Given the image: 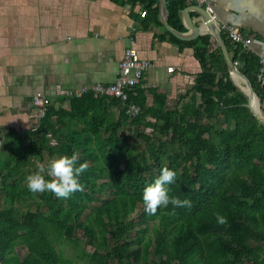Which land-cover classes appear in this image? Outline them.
<instances>
[{
    "label": "trees",
    "instance_id": "trees-1",
    "mask_svg": "<svg viewBox=\"0 0 264 264\" xmlns=\"http://www.w3.org/2000/svg\"><path fill=\"white\" fill-rule=\"evenodd\" d=\"M137 1L157 15L159 0ZM167 3L170 24L184 31L185 0ZM222 35L264 112L260 58ZM171 36L193 45L205 68L182 107L152 113L140 85L124 104L89 90L70 97L69 108L66 98L51 103L29 142L13 132L2 138L0 264H264V123L229 79L214 36ZM133 104L141 107L134 117L126 113ZM74 153L77 166L88 164L79 176L82 192L60 199L28 189L38 163L49 180V163ZM165 167L177 174L170 197L190 204L170 203L151 215L143 193ZM59 244H70L75 258Z\"/></svg>",
    "mask_w": 264,
    "mask_h": 264
},
{
    "label": "crops",
    "instance_id": "crops-1",
    "mask_svg": "<svg viewBox=\"0 0 264 264\" xmlns=\"http://www.w3.org/2000/svg\"><path fill=\"white\" fill-rule=\"evenodd\" d=\"M185 2L199 5L197 0ZM204 4L218 24L234 25L251 39L249 46L240 44L243 51L264 58V0H205ZM147 10L137 0H0L1 141L13 132L29 142V134L41 124L32 100L35 93L42 92L57 104L66 98L63 105L69 108L70 97L63 91L114 83L124 52L131 46L152 62L140 85L146 109L169 112L194 97L192 89L205 71L195 47L175 41L168 33L160 0L157 15L148 10L143 16ZM191 15L195 21L200 19L194 10ZM179 16L184 31L174 28L187 33L180 12ZM204 35H212L205 25L199 36ZM228 50L232 56L234 50ZM228 71L238 89L245 86L236 81V74L233 79L229 66ZM119 111L116 107L117 116Z\"/></svg>",
    "mask_w": 264,
    "mask_h": 264
},
{
    "label": "clouds",
    "instance_id": "clouds-1",
    "mask_svg": "<svg viewBox=\"0 0 264 264\" xmlns=\"http://www.w3.org/2000/svg\"><path fill=\"white\" fill-rule=\"evenodd\" d=\"M258 79L264 82V77H258ZM54 143L55 141H53ZM78 157L79 154L74 153L71 157L64 155L53 159L47 167V175L51 177L49 180H46L42 175L45 172V165L38 163V171L26 178L28 189L33 193L49 191L60 199L68 198L77 191L82 192L84 186L79 182V176L88 168V164L83 163L77 166ZM176 176L175 171L165 167L155 182L146 187L143 193L145 212L154 215L159 208L167 207L170 203L177 207L190 204L187 200L181 201L179 198L170 197L169 185L175 183ZM217 220L220 224L226 223L223 216H218Z\"/></svg>",
    "mask_w": 264,
    "mask_h": 264
},
{
    "label": "built area",
    "instance_id": "built-area-1",
    "mask_svg": "<svg viewBox=\"0 0 264 264\" xmlns=\"http://www.w3.org/2000/svg\"><path fill=\"white\" fill-rule=\"evenodd\" d=\"M191 1V0H188ZM199 5H205V0H197ZM206 9L210 11V7L207 5ZM143 16H146V11L141 13ZM212 17L216 19V15L212 14ZM221 31L227 33L231 39L243 46H249L250 38L244 36L239 29H237L234 25L231 24H219ZM260 70L258 72V77H264V58L260 60ZM235 66H239L238 61H234ZM152 67V62L148 59L142 58L139 55V52L134 47H128L124 56L120 62V68L118 73L117 80L108 85L98 84L95 85L92 89H87L85 87L81 89L63 91L64 95L69 97L81 96L92 90L95 94L105 95L107 97H112L115 99H119L124 104L129 98V91L135 89V87L141 85L142 78L144 74ZM134 70V74L130 75L129 71ZM170 71L174 70V67H169ZM261 82L262 80L259 79ZM264 83V82H262ZM33 105L38 110V116L40 119L45 117L47 113V108L51 104V99L43 94L42 92H37L33 95ZM141 112V107L133 104L126 108V113L131 116H137ZM2 145V141L0 139V147Z\"/></svg>",
    "mask_w": 264,
    "mask_h": 264
},
{
    "label": "water",
    "instance_id": "water-1",
    "mask_svg": "<svg viewBox=\"0 0 264 264\" xmlns=\"http://www.w3.org/2000/svg\"><path fill=\"white\" fill-rule=\"evenodd\" d=\"M160 10L162 14V22L166 29L171 32L173 35L182 40H194L198 38L201 34V27L205 25L210 33L216 38L219 45L221 46L223 53L226 57L229 69L232 73L233 79L234 75L237 74L242 78L244 87L238 86L241 91H243L249 99V107L252 110V113L260 121L264 123V112L262 109L261 101L257 93L255 92L253 85L250 79L239 69V67L234 65V61L230 55L227 44L223 38L222 31L218 22L212 17V13L202 5H192L186 6L180 10V15L185 21V25L189 30L187 33L181 32L175 29L170 24V11L167 0H160ZM196 11L199 14V20L195 21L194 17L191 15V11Z\"/></svg>",
    "mask_w": 264,
    "mask_h": 264
},
{
    "label": "rangeland",
    "instance_id": "rangeland-1",
    "mask_svg": "<svg viewBox=\"0 0 264 264\" xmlns=\"http://www.w3.org/2000/svg\"><path fill=\"white\" fill-rule=\"evenodd\" d=\"M46 157L47 158H46L45 163L47 164L50 159H49L48 156H46ZM56 158H58V157H55L54 159H56ZM83 245H84V242H83ZM59 247L64 249L66 255L70 256L71 258H75L74 250H73V248H72V246L70 244H65V245L59 244ZM88 249H91V248H88ZM75 261H76L75 264H88V263H85V262H80L78 260H75Z\"/></svg>",
    "mask_w": 264,
    "mask_h": 264
},
{
    "label": "bare ground",
    "instance_id": "bare-ground-1",
    "mask_svg": "<svg viewBox=\"0 0 264 264\" xmlns=\"http://www.w3.org/2000/svg\"><path fill=\"white\" fill-rule=\"evenodd\" d=\"M235 78H236V81L240 84V85H242V79L236 74L235 75Z\"/></svg>",
    "mask_w": 264,
    "mask_h": 264
}]
</instances>
